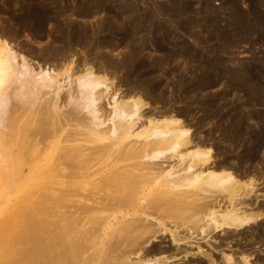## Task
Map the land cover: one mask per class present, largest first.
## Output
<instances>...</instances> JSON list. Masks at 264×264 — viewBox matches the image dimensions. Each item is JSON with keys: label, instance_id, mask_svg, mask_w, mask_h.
<instances>
[{"label": "bare ground", "instance_id": "obj_1", "mask_svg": "<svg viewBox=\"0 0 264 264\" xmlns=\"http://www.w3.org/2000/svg\"><path fill=\"white\" fill-rule=\"evenodd\" d=\"M223 1L237 22L211 14L201 20L222 40L213 47L215 56L235 41L229 25L237 24L232 29L239 41L248 43L255 32L250 35L246 28L258 26L263 40L264 0ZM138 2L8 0L14 8L23 5L17 16L10 14L18 21L17 31L0 23V106L12 100L19 86L31 93L32 110L11 109L12 100L0 128V264L259 260L255 251L264 246V147L233 152L234 147H214L197 135L198 127L208 125L209 114L204 111L196 119L193 101L176 108L183 96L189 97L186 82L177 80L175 94L166 95L164 73L158 70L163 58L138 61L140 45L129 28L120 31L122 38L112 37L114 23L146 21L157 23L158 30L163 24L156 17L179 22L189 13L191 0H147L144 10ZM243 2L246 10L238 5ZM81 19L97 26L76 24ZM20 33L32 34V46L12 42ZM42 36L49 38L47 45L34 42ZM156 39L141 42L164 55L167 49ZM118 45H128L127 51L117 55L112 49ZM186 49H176L174 55L186 56L188 63L196 54L191 57ZM213 59L209 65L220 78L224 61ZM253 59L260 62L252 66L264 87V50ZM253 68L251 74L239 71L242 78L234 76V88L255 101L260 91L250 90ZM237 114V126L243 118L257 116ZM223 120L215 128L224 131ZM229 125L224 128L232 133L237 126Z\"/></svg>", "mask_w": 264, "mask_h": 264}, {"label": "rangeland", "instance_id": "obj_2", "mask_svg": "<svg viewBox=\"0 0 264 264\" xmlns=\"http://www.w3.org/2000/svg\"><path fill=\"white\" fill-rule=\"evenodd\" d=\"M155 1L163 2L165 0H152V2H155ZM208 1H209L208 5H206L205 3H203L204 2L203 0H201V1L200 0H191V7L189 10V13H187V14L185 13L184 15H181L179 22L178 21L177 22L167 21L168 19L166 17H156L157 20H159V22L161 21L160 26H162V24H163V28L160 27L158 30H157L158 27H156L157 23H150V22H146V21H141V22H138L137 24H134V23L131 24L128 22L114 23L113 25L116 26L117 28L116 29L114 28V30H113L114 33L112 34V37L114 39L122 38L120 35V33H121L120 31L128 30L127 28H129V29L134 31L133 35H135V38H136L135 43L139 42V45H140L139 46L140 47V55L138 57V61L143 62L144 59H146V58H148V59L153 58L154 59V57L157 58V57H159V55L161 58H163V61H162L163 64H161L159 66V69L156 67V71L158 69V70H161L162 73H164L161 80L163 81V84L167 85V88H166L167 94L166 95L170 94L169 91H171V93L175 94V91H174L175 86L173 85V83L175 84V82L177 80L182 79V80H184V82H186V85L184 84L185 87H184V85H183V87H184V89L188 88L187 89L188 90L187 96L189 93V97L188 98L185 97L186 99H184V96H183L182 99H180L182 103L180 102V103H178V105L176 104V108H178V106L183 107V105L185 104L184 101H189V102L193 101V103L191 104V107L193 108L192 110H193V113H194V116L196 117V119H198L202 114H204L203 113L204 111L208 112V114H209V118L207 120L208 125H206L205 128H200V127L197 128L198 132L196 131V133L199 137H202L204 139H209L207 142H209V141H210L209 143L213 142L212 145H214V147H222L224 149H226L227 147H234L235 150L232 149L233 152H236V150H238V149L241 150L242 147H251V148L264 147V118H263L264 117V104H263L264 103V100H263L264 89H262L264 87L261 83V80L263 78H261L262 75L259 73H257L258 75H256L255 74L256 69L253 68L254 65L257 67L258 63L260 65V62L259 61H253L254 60L253 58L254 57H261L262 52L264 50V46L262 45L263 40H264V36H263V40H261L262 38L260 39V37H262L261 36L262 34L258 35V33H261V32H259L260 31L259 27L256 26L252 31L249 30V28L248 29L246 28V30H248V33L250 32V35L253 32L256 33L257 37L255 36V33H253L254 35L253 34L251 35V36H253L251 38L253 40V41L251 40L252 42L250 41L248 43V42H244L243 40L239 41L240 37L238 35H236L234 30L232 29V27L237 26V24L236 25L232 24V26L229 25V29H228L229 37L231 39H233V37H234L233 40H235V41H234V43L228 42L225 46V49L222 52H218L219 56H218V54L215 56L214 55L215 52L213 51V49H214L213 47L220 45L222 40L217 36L216 31H212V30L207 29V27H206L207 23H205L204 21H203L204 23H202L201 20L202 19L204 20L203 17H205V16L210 17L209 15L211 14V17L219 16L220 19H222V20H226L225 17L226 18L228 17L227 22H229V23L232 21H234V22H237V21L234 18L233 19L231 18V17L235 16V13L230 12V8L228 5L227 6L229 9H226L227 7H226L223 0H208ZM146 2H147V0H139V2H138L139 6L138 7L140 8V10H144L146 8ZM7 3H8V0L7 1L6 0H0V23L3 22L7 26H9L13 31H17L19 29L18 21H16L12 17L13 15L10 16V14H15L17 16L20 13V5H23V4H20L14 8L11 5H10L11 6L10 7L9 4H7ZM238 5L240 6V8L242 10H246L248 8L247 2L239 3ZM21 9H22V7H21ZM80 21H83V19H81ZM87 22L83 21L81 23L78 22L76 24H78V25L82 24L80 26H87L89 29H91L94 26L95 27L97 26L96 23H91L90 21H87ZM84 23H86V25ZM136 25H137V29H135ZM153 27H154V29H153ZM155 27H156V29H155ZM131 30H129V31H131ZM153 30H154V32L156 31L155 34L153 32H151ZM104 33H105L104 31L100 32L101 35H103ZM131 33H133V32L131 31ZM154 35H156V36H154ZM129 36H131V34ZM151 36H152V38H151ZM15 37L17 39L12 40L13 43L21 42V43H26L29 46H32V34H31V36L25 37L23 33L22 34L20 33L18 36H15ZM156 37L158 38V41L160 40V42H163V44L167 50H169V49L171 50V51L169 50V53L165 49L166 50V51H164L165 53H162L164 55H161V53L154 51L155 47L144 46V43L141 42L142 40H144V41L147 40L148 42H150V40L156 39ZM36 38H37V40L34 41L35 43L40 42L41 45H43V46L47 45V43H49L48 42L49 38H47V37L42 36V37H36ZM149 38H151V39H149ZM253 38L254 39L258 38V39L254 40ZM127 41H129V39ZM258 41H259V43H258ZM166 44H167V46H166ZM132 45L134 46L135 44H132ZM127 48H128V45L127 46H125V45L119 46L118 45V46L113 47L112 50L118 55V54L122 53L123 51H127L126 50ZM176 49H182V50L186 49V51L188 50L187 52L190 51L189 53L192 54L191 57H194L193 55L196 54L194 57L196 59L192 58V60L190 62L188 61V63H189L188 64L187 60L185 59L186 56L185 57L183 56L184 58L183 57L181 58L180 55L179 56H177L176 54L174 55V51ZM208 49H210V50H208ZM206 50H208L210 53ZM26 52L25 53L28 56V53H30V52H28V51H26ZM170 53H171V55H170ZM165 54H167V55H165ZM197 55H199V56H197ZM189 57H190V55H189ZM217 57H219V58L221 57V60L224 61L223 65L225 66V67L223 66L224 73H223V75L220 76V78H219V73H216L217 70L213 71L215 69L213 68V66L209 65L211 63V61L214 60L213 58L216 59ZM166 58H167V60H166ZM209 59H210V61H209ZM178 61H179V63H178ZM182 63H184L183 65L186 67L182 66ZM200 63H202V64L200 65ZM241 63L242 64L244 63V65L246 64L245 65L246 67H243ZM248 64H250V65L248 66ZM178 65H180L179 71L176 72L175 68H177ZM204 66H206L205 67V69L207 68L206 70H204V68H203ZM208 67H209V69H208ZM210 67H212V68H210ZM261 67H263V66H260V68ZM161 68H163V70ZM243 68H244V71L246 69L247 74L248 73L251 74L253 71L251 69L252 68L254 69L255 78H254L253 83L251 81V85H252L251 87H254V88H250V90L251 89L252 90L258 89V91H260L256 97L253 96L257 100V101L255 100L256 102L254 100H251V99L248 100V97H250V95H246V92L243 93L242 90H240V89L236 90L234 88V86L236 85L234 80L236 78H240V77L242 78V75H241L242 72L239 73V71H242ZM229 71L231 72V74L229 73ZM246 71H245V73H246ZM230 76L233 78H231ZM234 76L235 77L239 76V77L235 78ZM177 77H179V78H177ZM161 80H160V82H161ZM188 84H190V85H188ZM201 84H205L204 88L203 87L198 88V86ZM255 85H256V88H255ZM261 85H262V87H261ZM191 87H193V89ZM12 95H11L13 97L12 100L14 102L12 100L11 101L13 102V104L8 99V101H4L3 104L0 106V128L5 123V120H4L5 116L7 117L8 114L10 113L8 111L9 113H7V115H6V111L8 109H10L8 107H10L11 104H12L11 109H12V107H15V108L17 107V109H18V108L23 106V108L27 107L26 109L32 110V108L29 106L30 104L32 105V101H31L32 95L30 92H28V89L18 86V88L15 89V91H14V93H12ZM246 96H248V97H246ZM261 97H262V100H261ZM259 101H260V103H259ZM18 105H20V106H18ZM28 106L30 109L28 108ZM11 109H10V111H11ZM22 109H19V110H22ZM237 112L243 113L244 116L247 114H253V115H257V116L253 117L254 119H250V120H247L245 117L242 119L241 123L237 126V122H238ZM217 114L222 115L224 117L223 119H225L226 124H228V123L230 124L229 126H234V127L237 126L238 131L236 128L234 130V131H236L235 133H234V131L232 133L231 132L228 133L224 128V126L226 127V124L223 126V129L225 132L220 130V129H217V127L215 128V125H217V123L220 120L224 122L223 119H220V120L217 119L218 117H220V115L218 116ZM230 114L232 115V119H227V117L230 116ZM224 115H226V116H224ZM260 115H262V116H260ZM212 128H214V129H212ZM224 133L226 135H224ZM257 250H259V249L256 248L255 255L257 253H258V256L260 255L259 256L260 261L257 258L254 260L253 259L254 256H253V258H251V259H253L252 263L253 264H264L262 261V259H264V246H262V250L260 252H258ZM252 255H254V254H252Z\"/></svg>", "mask_w": 264, "mask_h": 264}]
</instances>
